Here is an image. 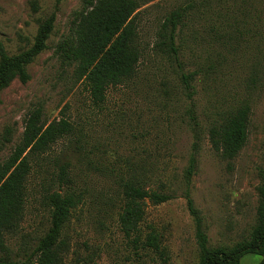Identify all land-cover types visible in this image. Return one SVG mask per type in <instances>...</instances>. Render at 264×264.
<instances>
[{
	"label": "rangeland",
	"instance_id": "rangeland-1",
	"mask_svg": "<svg viewBox=\"0 0 264 264\" xmlns=\"http://www.w3.org/2000/svg\"><path fill=\"white\" fill-rule=\"evenodd\" d=\"M184 1L151 0L140 8L142 57L136 71L125 84L109 88L104 102L95 105L86 84L76 79L74 65L63 62L58 48L87 0H0V41L8 54L29 48L38 24L55 15L47 47L28 65L29 80L15 79L0 92V138L8 131L10 140L0 141V162L20 141L25 118L36 108L46 122L65 117L80 132L59 140L34 164L28 183L32 194L20 231L7 240L9 248L17 247L20 234L36 240L46 232L49 213L39 201L44 189L70 186L82 190L84 199L72 212L66 232L77 251L97 250L95 264H196L198 248L183 176L191 156L196 163L189 192L201 212L209 246L231 245L248 234L264 170V72L254 73L252 49L207 68L209 59L215 60L210 52L214 49L192 39L190 31L200 30L193 22L186 29L183 60L187 71L198 73L188 97L176 64L153 48L156 26ZM201 36L210 39L202 31ZM241 99L251 104L248 138L228 163L211 149L204 132L190 126L187 109L193 105L204 129L217 113ZM76 137L82 138L80 151L75 149ZM61 166L69 182L58 179ZM128 166L146 176L147 188L162 186L173 196L156 205L146 200L134 232L125 231L118 221L124 201L116 176ZM151 235L158 238V251L147 244Z\"/></svg>",
	"mask_w": 264,
	"mask_h": 264
},
{
	"label": "trees",
	"instance_id": "trees-1",
	"mask_svg": "<svg viewBox=\"0 0 264 264\" xmlns=\"http://www.w3.org/2000/svg\"><path fill=\"white\" fill-rule=\"evenodd\" d=\"M150 1L87 0L74 15L68 35L58 48L63 62L74 65L76 79L86 84L95 105L104 102L109 88L125 84L133 77L142 57L138 16L140 8ZM54 19L52 13L38 24L32 45L27 49L8 54L0 41V92L15 79L22 83L29 80L28 65L47 47ZM211 21L214 24L210 25ZM193 22L198 23L200 30L190 31L192 39L200 42L199 45L204 40L207 47L214 49L210 52L215 54V60L209 59L211 54L206 56L207 68L213 69L217 63L227 62L229 57L252 49L249 53L254 59V73L264 72V0H185L160 20L154 31L153 48L176 64L177 76L188 97L192 96L191 82L198 73L197 70L187 71L183 60L186 29H190ZM201 31L210 39H204ZM192 107L187 109L190 126L199 133L204 132L211 149L222 160L231 162L248 138L250 101L241 99L237 105L217 113L204 129ZM41 117L39 108L27 115L20 141L0 162V264H95L97 250L77 251L66 232L72 212L84 199L82 190L70 186L52 191L44 189L40 195V204L48 209L50 222L42 236L32 240L29 235L20 234L14 250L7 245L8 238L21 229L26 203L32 194L28 183L34 164L59 140L80 134L65 117L50 122ZM7 133L1 136V144L10 141ZM80 140L82 138L75 139L77 151L83 146ZM195 163V157L191 156L183 176L186 205L194 223L198 248L196 264H239L247 253L259 255V264H264V170L256 187L255 221L248 234L231 245L210 247L201 212L189 192ZM58 174L59 180L69 182L65 167L61 166ZM116 177L124 201L118 221L125 231H136L146 200L156 205L173 197L161 189L162 186L147 188L146 176L131 166ZM147 244L156 251L160 249L156 235L149 236Z\"/></svg>",
	"mask_w": 264,
	"mask_h": 264
},
{
	"label": "crops",
	"instance_id": "crops-1",
	"mask_svg": "<svg viewBox=\"0 0 264 264\" xmlns=\"http://www.w3.org/2000/svg\"><path fill=\"white\" fill-rule=\"evenodd\" d=\"M257 255L255 253H247L244 254L241 258H240V263L239 264H259V261L261 259V257L259 256H254Z\"/></svg>",
	"mask_w": 264,
	"mask_h": 264
}]
</instances>
